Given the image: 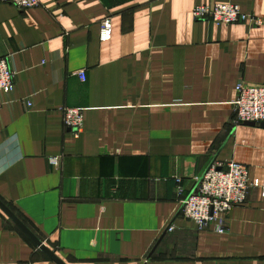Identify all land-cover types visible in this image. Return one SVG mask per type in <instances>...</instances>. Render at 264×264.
<instances>
[{"label": "crops", "instance_id": "1", "mask_svg": "<svg viewBox=\"0 0 264 264\" xmlns=\"http://www.w3.org/2000/svg\"><path fill=\"white\" fill-rule=\"evenodd\" d=\"M40 1L0 2L16 72L0 91V199L67 264H264V125L235 122L238 83L264 84V24L192 16L232 3L264 19V0ZM69 107L84 111L77 137ZM229 162L259 186L225 233L199 229L176 178L190 195ZM0 264L56 263L0 208Z\"/></svg>", "mask_w": 264, "mask_h": 264}, {"label": "built area", "instance_id": "2", "mask_svg": "<svg viewBox=\"0 0 264 264\" xmlns=\"http://www.w3.org/2000/svg\"><path fill=\"white\" fill-rule=\"evenodd\" d=\"M1 3H11L21 10L31 9L41 4L40 0H0ZM195 20L211 21L215 24L248 23L251 26H261L264 19L245 13L238 4L218 3L214 5H197L192 10ZM113 37V23L110 17L100 23V38L108 41ZM86 80L84 71L79 73ZM16 72L11 67L10 57L0 58V91L10 94L16 87ZM238 97L235 101L236 123H264V84H252L240 81L237 85ZM64 110L65 125L77 137L84 127V111L81 108L69 107ZM50 162L60 166L61 157L52 156ZM177 194L181 198L183 214L188 220L196 223L199 229H205L212 223L217 231L225 233L228 230L227 218L231 210L246 202L252 185L259 186V181L252 183L249 171L245 165L235 162L214 163L202 177H198V188L185 195L182 178L177 177ZM169 226L168 230H173ZM145 263H148L146 261ZM149 264V263H148Z\"/></svg>", "mask_w": 264, "mask_h": 264}, {"label": "water", "instance_id": "3", "mask_svg": "<svg viewBox=\"0 0 264 264\" xmlns=\"http://www.w3.org/2000/svg\"><path fill=\"white\" fill-rule=\"evenodd\" d=\"M247 124H256L254 122H247ZM264 125V123H261ZM0 208L16 223V225L36 244V246L45 252L52 261L56 264H67L56 251L49 248L45 242L40 240L31 229L0 199ZM148 264V263H145Z\"/></svg>", "mask_w": 264, "mask_h": 264}]
</instances>
